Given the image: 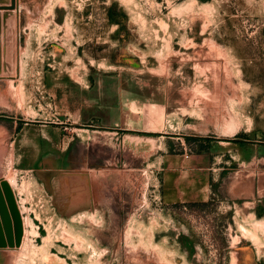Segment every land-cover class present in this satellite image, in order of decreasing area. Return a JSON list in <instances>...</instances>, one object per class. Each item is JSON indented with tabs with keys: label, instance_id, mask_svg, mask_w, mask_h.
Returning a JSON list of instances; mask_svg holds the SVG:
<instances>
[{
	"label": "rangeland",
	"instance_id": "1",
	"mask_svg": "<svg viewBox=\"0 0 264 264\" xmlns=\"http://www.w3.org/2000/svg\"><path fill=\"white\" fill-rule=\"evenodd\" d=\"M14 13L0 184L24 235L0 264H264V0H17ZM124 67L160 86L163 130L67 128L48 83L83 89Z\"/></svg>",
	"mask_w": 264,
	"mask_h": 264
},
{
	"label": "crops",
	"instance_id": "2",
	"mask_svg": "<svg viewBox=\"0 0 264 264\" xmlns=\"http://www.w3.org/2000/svg\"><path fill=\"white\" fill-rule=\"evenodd\" d=\"M48 84L64 124L81 130L83 137L107 134L134 140L137 134L163 130L167 110L161 88L153 77L137 69L91 71L81 90L68 82ZM174 198L169 201H186Z\"/></svg>",
	"mask_w": 264,
	"mask_h": 264
},
{
	"label": "water",
	"instance_id": "3",
	"mask_svg": "<svg viewBox=\"0 0 264 264\" xmlns=\"http://www.w3.org/2000/svg\"><path fill=\"white\" fill-rule=\"evenodd\" d=\"M16 4L17 0H0V35L5 29L6 38L7 35L13 33L11 25L14 24ZM2 11L4 12L2 13ZM2 73V68H0V75ZM22 234L23 223L20 213L13 200L10 186L6 181H3L0 184V248L20 246Z\"/></svg>",
	"mask_w": 264,
	"mask_h": 264
},
{
	"label": "bare ground",
	"instance_id": "4",
	"mask_svg": "<svg viewBox=\"0 0 264 264\" xmlns=\"http://www.w3.org/2000/svg\"><path fill=\"white\" fill-rule=\"evenodd\" d=\"M27 234H28V233H27ZM23 235H24V234H23ZM63 237H64V236H63ZM127 238H128V237H127ZM126 240H127V239H126ZM24 241H25V240H24ZM68 242H69V241H68ZM20 248H21V247H20ZM76 248H77V246H76ZM11 253H12V252H11ZM15 254H16V253H15ZM100 254H101V253H100ZM138 254H139V253H137L136 255H138ZM12 255H13V254H12ZM7 257H8V256H7ZM12 257H13V256H12ZM17 257H18V256H17ZM126 257H127V256H126ZM135 257H136V256H135ZM10 258H11V256H10ZM13 258H14V257H13ZM137 258H138V257H137ZM137 258H136V259H137ZM151 258H152V257H151ZM151 258H150V259H151ZM11 259H12V258H11ZM142 260H143V259H142ZM142 260H141V261H142ZM156 260H157V259H156ZM9 261H10V260H9ZM98 261H99V260H98ZM145 262H146V261H145ZM12 264H13V263H12Z\"/></svg>",
	"mask_w": 264,
	"mask_h": 264
}]
</instances>
